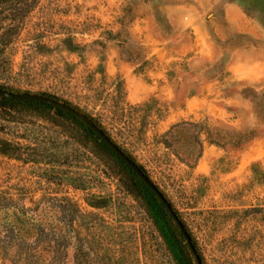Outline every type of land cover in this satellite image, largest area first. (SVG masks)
<instances>
[{"label":"rangeland","instance_id":"obj_1","mask_svg":"<svg viewBox=\"0 0 264 264\" xmlns=\"http://www.w3.org/2000/svg\"><path fill=\"white\" fill-rule=\"evenodd\" d=\"M0 85L102 122L167 194L205 264H264V0H0ZM74 132L0 106L1 139L42 146L0 153V190L79 202L89 226L71 233V264H178L146 200ZM92 192L111 200L92 208Z\"/></svg>","mask_w":264,"mask_h":264},{"label":"trees","instance_id":"obj_2","mask_svg":"<svg viewBox=\"0 0 264 264\" xmlns=\"http://www.w3.org/2000/svg\"><path fill=\"white\" fill-rule=\"evenodd\" d=\"M0 88L6 89L2 85H0ZM43 94L82 110L79 106L68 100H62L56 95L48 93ZM0 106L6 111L31 113L54 125L71 126L72 130L75 131L74 138L84 144L87 150L92 153V156L98 159L108 158L112 160L114 167H116L118 173L124 178L125 189L139 194L146 200L148 204L147 208L168 248L177 258L178 264H197L182 231L156 194L131 169V167L81 119L61 108L42 101L0 96ZM89 115L112 137L102 122L91 114ZM113 140L115 139L113 138ZM115 142L117 141L115 140ZM41 148V145L25 146L20 142H12L9 139L0 138V153L14 156L19 159L27 156H36ZM43 150H45V152L41 153V157L44 159L48 158L47 163L53 164L54 167L59 161V154H57L56 160V155L53 152H48L45 146ZM124 150L135 162H137L141 169L148 174L146 168L139 163L132 154L128 153L126 149ZM252 169L254 171V168ZM163 193L168 198L164 191ZM110 200L111 196L109 194L92 192L87 198V204L92 208H102L105 207ZM40 202V200L36 199L27 204L21 194L0 190V264H3V262H8L9 264H71L68 252L71 244V233L75 231L77 227L86 229V227L89 226L87 222H84L86 214L89 213H84L79 202L70 196H51L47 207L41 205ZM64 203L67 204V206H64ZM173 208L183 220L198 248L187 223L174 205ZM57 209L63 213L64 220L57 216ZM76 218H79V224L75 222ZM56 220L59 222H56ZM85 237L86 234L83 235V233L80 232V240L84 241L86 239ZM200 254L204 261L201 252Z\"/></svg>","mask_w":264,"mask_h":264},{"label":"water","instance_id":"obj_3","mask_svg":"<svg viewBox=\"0 0 264 264\" xmlns=\"http://www.w3.org/2000/svg\"><path fill=\"white\" fill-rule=\"evenodd\" d=\"M0 96L10 97V98H18V99H25V100H35V101H42L54 105L58 108H61L77 118L81 119L88 127H90L103 141H105L110 148H112L117 155L122 158L126 164H128L131 169L144 181V183L156 194L159 200L164 204L167 208L169 213L171 214L172 218L179 226L180 230L182 231L191 252L193 253L196 263L197 264H204L203 258L196 247L193 238L188 231L187 227L185 226L183 220L179 217L177 212L174 210L171 201L164 195L163 191L159 188V186L152 180V178L146 174L141 167L133 160L129 154L125 152V150L113 140L109 134H107L96 122L95 120L87 113L83 112L82 110L76 109L71 105L53 98L51 96H47L41 93L35 92H14L8 89L0 88Z\"/></svg>","mask_w":264,"mask_h":264},{"label":"crops","instance_id":"obj_4","mask_svg":"<svg viewBox=\"0 0 264 264\" xmlns=\"http://www.w3.org/2000/svg\"><path fill=\"white\" fill-rule=\"evenodd\" d=\"M236 66H238V65L233 66L234 67L233 69H236ZM233 71L235 72V70H233Z\"/></svg>","mask_w":264,"mask_h":264}]
</instances>
